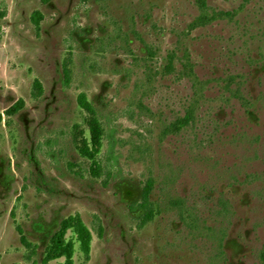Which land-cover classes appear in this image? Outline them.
<instances>
[{
  "label": "rangeland",
  "instance_id": "374dc122",
  "mask_svg": "<svg viewBox=\"0 0 264 264\" xmlns=\"http://www.w3.org/2000/svg\"><path fill=\"white\" fill-rule=\"evenodd\" d=\"M205 1L0 0V264H264V0Z\"/></svg>",
  "mask_w": 264,
  "mask_h": 264
},
{
  "label": "trees",
  "instance_id": "16d2710c",
  "mask_svg": "<svg viewBox=\"0 0 264 264\" xmlns=\"http://www.w3.org/2000/svg\"><path fill=\"white\" fill-rule=\"evenodd\" d=\"M198 6L201 10L200 17L194 22L193 26H202L216 20L222 16L221 13L210 15L208 13V7L205 0H197ZM35 93L34 96H40L42 94V86L37 81L34 84ZM79 105L86 110L91 118L88 121L89 132H90V143L83 139L79 148L80 154L92 161H95L97 156L100 154L102 149L103 140V129L102 126L95 116V110L91 104L88 103L86 97L81 95L78 99ZM25 107L24 100H19L15 105L6 111V115L10 118L17 115ZM187 122V120H186ZM2 123V115L0 114V124ZM94 165L99 169V165L94 162ZM153 182L149 180L143 191V199L141 208L147 211L145 221L152 219V210L148 206V197L152 190ZM70 230H73L77 236V241L80 244V249L83 254L88 258L91 252L92 234L86 227L80 216L69 217L63 220L60 224L59 230L50 238L49 245L47 246L42 264H48L52 261L65 259V264H74V252L75 246L73 241L67 239V234ZM17 231L20 235L21 243L26 248L31 249L33 246L29 243L26 238L24 231L21 227H17Z\"/></svg>",
  "mask_w": 264,
  "mask_h": 264
}]
</instances>
